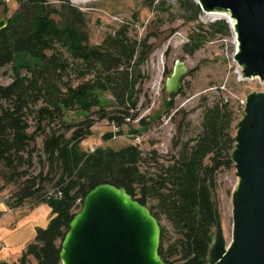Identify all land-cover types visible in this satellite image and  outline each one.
<instances>
[{
  "label": "trees",
  "instance_id": "trees-1",
  "mask_svg": "<svg viewBox=\"0 0 264 264\" xmlns=\"http://www.w3.org/2000/svg\"><path fill=\"white\" fill-rule=\"evenodd\" d=\"M153 9L166 11L165 0H145ZM188 21L198 20L202 9L195 0H178ZM19 7L0 30V66L19 59L27 75L16 70L13 81L0 83V165L7 182L18 183V205L26 200L48 203L53 217L38 228L35 240L18 262L4 264H61L60 242L86 194L99 184L124 187L148 206L160 221L165 217L177 238L166 248L161 225L160 255L169 264H209V250L218 223L214 190L217 174L231 167L235 147V111L218 101L204 110L202 131L185 145L169 164L153 172L141 168L147 159L138 144L119 149L81 148L95 123L107 119L121 128L139 118L141 98L148 75L143 69L152 53L148 37L138 39L122 26L101 44L90 43L86 13L63 0H18ZM5 0H0V7ZM54 16H59L57 20ZM217 33L229 31L219 20L210 25ZM207 40L196 31L184 45L192 54ZM113 98L104 104L101 94ZM169 106L173 101H169ZM79 110L87 117L67 122L65 112ZM94 114V116H93ZM30 117L35 130L30 131ZM143 122L144 119H140ZM121 133V131H119ZM42 136L41 154L37 139ZM112 132L104 134L109 140ZM38 173L31 172L35 158ZM54 190H46L47 185Z\"/></svg>",
  "mask_w": 264,
  "mask_h": 264
},
{
  "label": "rangeland",
  "instance_id": "rangeland-1",
  "mask_svg": "<svg viewBox=\"0 0 264 264\" xmlns=\"http://www.w3.org/2000/svg\"><path fill=\"white\" fill-rule=\"evenodd\" d=\"M61 3L63 0H51ZM86 13L90 43L101 44L108 35H113L122 26L129 27L130 35L138 39L148 37L152 43V53L143 66L148 75L144 86L145 95L141 98L139 118L121 128L107 119L97 121L92 132L81 142L84 150L100 147L119 149L128 144H138L144 157L141 168L153 172L158 164H169L187 142L198 137L202 131L204 110L218 101L228 102L235 111L236 124L242 118L247 94L264 90V83L259 77H245L235 58L237 40L234 29L228 22L229 14L222 11L207 12L202 10L199 18L191 22L183 18L186 15L178 0H165L166 11L150 8L145 0H69ZM6 6L0 7V20L10 18L19 7L18 0H5ZM59 20V16H54ZM219 20L229 24L225 34L217 33L210 25ZM196 31L206 36L207 40L194 53L185 51L184 45ZM182 60L189 71L183 86L169 106L166 91V79L173 71L177 60ZM35 61L19 59L15 63L0 66V83H11L16 70L21 75L28 74L27 63ZM106 105L112 104L113 98L108 93L101 94ZM94 116V114H93ZM86 114L79 110H67V122H79ZM144 119L140 122V119ZM30 131L35 130V121L30 117ZM121 131V133H119ZM112 132L114 136L107 140L104 134ZM141 136L136 143L135 136ZM43 137L37 139L41 154ZM41 162L35 158L31 172L38 173ZM5 169L0 165V264L18 262L23 251L35 240L38 228H46L53 210L48 203L26 200L18 205L15 192L18 183L7 182ZM234 164L221 169L217 174L214 190L218 222L222 225L227 244L233 236L232 193L238 181ZM47 191L54 190L49 184ZM154 202H150L151 207ZM160 224L165 227L166 248L178 236L173 227L161 217ZM217 226V225H216ZM216 227L214 228V231ZM34 264V261L31 260Z\"/></svg>",
  "mask_w": 264,
  "mask_h": 264
},
{
  "label": "water",
  "instance_id": "water-1",
  "mask_svg": "<svg viewBox=\"0 0 264 264\" xmlns=\"http://www.w3.org/2000/svg\"><path fill=\"white\" fill-rule=\"evenodd\" d=\"M202 10L229 14L237 40L235 58L245 77L264 83V0H195ZM8 19L0 20V30ZM189 71L177 60L166 79L168 100ZM231 159L238 181L232 193L233 236L218 222L209 264H264V90L247 94L236 124ZM161 224L126 188L99 184L84 197L60 242L61 264H169L160 255Z\"/></svg>",
  "mask_w": 264,
  "mask_h": 264
},
{
  "label": "built area",
  "instance_id": "built-area-1",
  "mask_svg": "<svg viewBox=\"0 0 264 264\" xmlns=\"http://www.w3.org/2000/svg\"><path fill=\"white\" fill-rule=\"evenodd\" d=\"M135 141H136V143H140L141 142V136L140 135L135 136ZM90 151H94V149L92 148Z\"/></svg>",
  "mask_w": 264,
  "mask_h": 264
},
{
  "label": "bare ground",
  "instance_id": "bare-ground-1",
  "mask_svg": "<svg viewBox=\"0 0 264 264\" xmlns=\"http://www.w3.org/2000/svg\"><path fill=\"white\" fill-rule=\"evenodd\" d=\"M74 1H76V0H74Z\"/></svg>",
  "mask_w": 264,
  "mask_h": 264
}]
</instances>
